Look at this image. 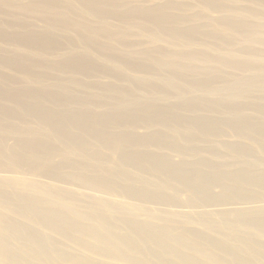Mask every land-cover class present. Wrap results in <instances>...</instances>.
I'll list each match as a JSON object with an SVG mask.
<instances>
[{"label":"bare ground","instance_id":"1","mask_svg":"<svg viewBox=\"0 0 264 264\" xmlns=\"http://www.w3.org/2000/svg\"><path fill=\"white\" fill-rule=\"evenodd\" d=\"M0 264H264V0H0Z\"/></svg>","mask_w":264,"mask_h":264}]
</instances>
